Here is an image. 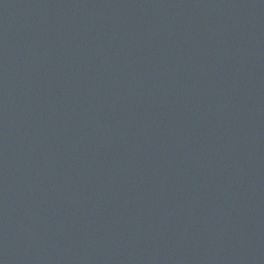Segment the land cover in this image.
<instances>
[{"label": "water", "instance_id": "water-1", "mask_svg": "<svg viewBox=\"0 0 264 264\" xmlns=\"http://www.w3.org/2000/svg\"><path fill=\"white\" fill-rule=\"evenodd\" d=\"M0 264H264V0H0Z\"/></svg>", "mask_w": 264, "mask_h": 264}]
</instances>
